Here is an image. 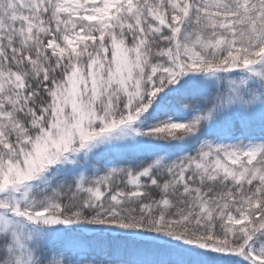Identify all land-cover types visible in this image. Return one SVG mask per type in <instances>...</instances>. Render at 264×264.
I'll list each match as a JSON object with an SVG mask.
<instances>
[{
    "label": "snow or ice",
    "instance_id": "snow-or-ice-1",
    "mask_svg": "<svg viewBox=\"0 0 264 264\" xmlns=\"http://www.w3.org/2000/svg\"><path fill=\"white\" fill-rule=\"evenodd\" d=\"M0 264H264V0H0Z\"/></svg>",
    "mask_w": 264,
    "mask_h": 264
}]
</instances>
